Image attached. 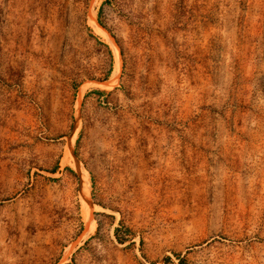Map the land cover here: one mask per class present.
Instances as JSON below:
<instances>
[{
	"label": "rangeland",
	"instance_id": "rangeland-1",
	"mask_svg": "<svg viewBox=\"0 0 264 264\" xmlns=\"http://www.w3.org/2000/svg\"><path fill=\"white\" fill-rule=\"evenodd\" d=\"M0 264H264V0H0Z\"/></svg>",
	"mask_w": 264,
	"mask_h": 264
},
{
	"label": "bare ground",
	"instance_id": "bare-ground-1",
	"mask_svg": "<svg viewBox=\"0 0 264 264\" xmlns=\"http://www.w3.org/2000/svg\"><path fill=\"white\" fill-rule=\"evenodd\" d=\"M135 6H137V4L135 5ZM139 6V5H138ZM136 8V7H135ZM139 8H140V6H139ZM142 8V7H141ZM146 8H148V7H146ZM149 9V8H148ZM136 10H137V8H136ZM140 11V10H139ZM138 13V12H137ZM135 15V14H134ZM133 15V16H134ZM87 216V214L85 215V217Z\"/></svg>",
	"mask_w": 264,
	"mask_h": 264
}]
</instances>
